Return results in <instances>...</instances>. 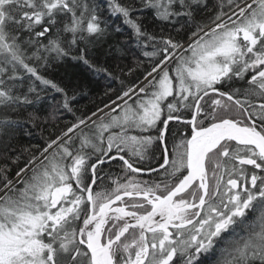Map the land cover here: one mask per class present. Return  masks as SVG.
Returning a JSON list of instances; mask_svg holds the SVG:
<instances>
[{
  "label": "snow or ice",
  "instance_id": "6c2138e0",
  "mask_svg": "<svg viewBox=\"0 0 264 264\" xmlns=\"http://www.w3.org/2000/svg\"><path fill=\"white\" fill-rule=\"evenodd\" d=\"M202 258L264 264V0H0V264Z\"/></svg>",
  "mask_w": 264,
  "mask_h": 264
},
{
  "label": "trees",
  "instance_id": "16d2710c",
  "mask_svg": "<svg viewBox=\"0 0 264 264\" xmlns=\"http://www.w3.org/2000/svg\"><path fill=\"white\" fill-rule=\"evenodd\" d=\"M97 2L103 3V0H97ZM116 23H120V21L117 20ZM168 31V27L165 26L166 34ZM121 39V36H113L109 40V43ZM93 60L95 63L103 66H114L117 63L115 51L113 50L112 52H109L108 43L103 44L102 46H97L93 52ZM119 63L123 66L124 64H128L129 60L121 59ZM46 74L49 75L50 78L61 83L63 86L77 88V91L80 93V95L77 97L76 107H81L84 105H89L90 107V101L94 97H98L99 94L104 91L106 83L105 77L102 73L98 74L92 72L82 63L72 60L71 58L67 59L64 63L58 64L54 68L49 69ZM112 86L115 87L116 85L113 84ZM55 95V93H50L43 102L44 105L46 106L48 103H50L52 97ZM71 119L72 116L70 114L64 113L60 122L63 123L64 120ZM32 132V137L22 138L21 143H35L40 139L39 129H33ZM177 264H180V262L177 261ZM201 264H211V261L209 259L202 258Z\"/></svg>",
  "mask_w": 264,
  "mask_h": 264
}]
</instances>
